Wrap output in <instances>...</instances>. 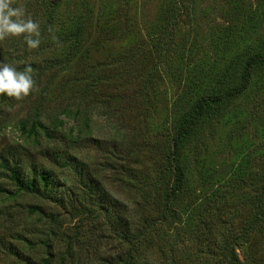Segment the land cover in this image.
I'll return each instance as SVG.
<instances>
[{
	"label": "rangeland",
	"instance_id": "obj_1",
	"mask_svg": "<svg viewBox=\"0 0 264 264\" xmlns=\"http://www.w3.org/2000/svg\"><path fill=\"white\" fill-rule=\"evenodd\" d=\"M56 1L48 41H0V64L17 71L71 55L33 69L26 97L0 94V264H264V66L183 142L182 190L163 208L172 136L263 51L264 0Z\"/></svg>",
	"mask_w": 264,
	"mask_h": 264
},
{
	"label": "trees",
	"instance_id": "obj_2",
	"mask_svg": "<svg viewBox=\"0 0 264 264\" xmlns=\"http://www.w3.org/2000/svg\"><path fill=\"white\" fill-rule=\"evenodd\" d=\"M23 3L22 9H24L26 12L28 10L31 19L35 21L44 20L40 31V40H43L46 38V41H48L50 29L52 28L51 25L54 23L55 19V10H56V0H19ZM25 3V5H24ZM28 5V6H27ZM16 7V6H15ZM27 12V13H28ZM79 26V25H78ZM76 26V30L69 31L66 33V38L68 40H71V48L69 50L70 53L76 52L78 49L77 45L78 42V34H80V29ZM57 38V37H54ZM5 39V38H4ZM2 39V40H4ZM1 41V40H0ZM67 41V40H66ZM0 43V49H2ZM71 55L65 54L64 57L60 59L52 58L44 60V65L38 64V62L35 63L34 60L25 61L22 62L21 68L25 69L27 65H30L33 69L37 70V75L44 72L45 69H53V68H61L66 65V63L69 60V57ZM254 66H264V49L262 52H256L250 55L243 68L241 80L239 84L232 89H230L227 94L220 95V94H208L202 97H199L192 107L183 115L182 120L177 126V129L175 130L174 135L172 136V150L168 155L169 165L171 166V172H172V181L170 186L167 188L165 193V201H164V214H172L171 211V202L175 200L176 195L180 193L182 190L184 175L182 172V169L179 165V152L182 147L183 142L186 140L187 137L193 133L197 125L201 122V120L204 117H214L216 108L218 107V104L223 102L226 98H230L229 96H238L240 93H242L248 84L249 77H250V71ZM38 122V117L36 116L34 118V123ZM6 170L9 172V177L14 182V184L17 186L19 190L27 189L29 191H33L35 189V180L34 178L28 180L25 185L20 180V170L18 167L12 165H3ZM41 181H42V189L46 190L47 183H48V174L42 173L39 175ZM256 183V182H255ZM258 187V194H257V201L259 202V208H260V214H263V210L261 208V201L262 199L259 197H262L264 195V184L262 182H259L257 185ZM138 239L139 237L136 236ZM137 238H133L131 242H128L131 245V248L135 246ZM127 257L130 259L131 254L128 253Z\"/></svg>",
	"mask_w": 264,
	"mask_h": 264
},
{
	"label": "clouds",
	"instance_id": "obj_3",
	"mask_svg": "<svg viewBox=\"0 0 264 264\" xmlns=\"http://www.w3.org/2000/svg\"><path fill=\"white\" fill-rule=\"evenodd\" d=\"M22 34L28 48L35 49L40 45L38 23L25 17L22 8L12 7L10 0H0V40ZM32 71L30 65L24 71H17L13 66L0 64V94L16 99L26 97L34 86Z\"/></svg>",
	"mask_w": 264,
	"mask_h": 264
}]
</instances>
